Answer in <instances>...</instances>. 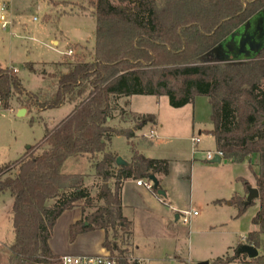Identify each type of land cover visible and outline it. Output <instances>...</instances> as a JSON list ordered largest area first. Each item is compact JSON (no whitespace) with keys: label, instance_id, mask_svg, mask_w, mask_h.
<instances>
[{"label":"trees","instance_id":"trees-1","mask_svg":"<svg viewBox=\"0 0 264 264\" xmlns=\"http://www.w3.org/2000/svg\"><path fill=\"white\" fill-rule=\"evenodd\" d=\"M90 4L96 18L94 57L63 62L66 69L59 72L57 88L49 98L40 100L41 92L27 91L12 68L0 66L4 109H11L14 99L27 109L75 104L67 117L46 127L44 137L19 159L0 167V193L10 192L13 197L14 240L7 264H56L60 256L52 252L49 240L58 218L76 206L82 207L83 217L70 226V241L81 233L103 229V246L117 253L113 256L118 264H133L129 259L133 224L122 211L123 182L167 175L169 161L133 150L131 164L117 166L118 156L107 151L114 135L131 139L135 130L155 122L153 114H131L133 129L108 125L112 100L132 95H165L174 108L206 96L214 125L208 133L224 159L241 163L252 162V156L258 158L259 210L252 219L258 229L249 233L233 256L218 257L212 264L237 260L264 264V48L244 62L204 59L264 11V0H90ZM72 159L91 162L102 179L96 196L85 186L86 174L66 171ZM243 182L248 191L251 184L246 179ZM246 199L234 195L230 200L238 208L237 216L255 203L246 204ZM87 208L95 210L87 214ZM244 244L255 246L259 256L248 260L247 254L238 253Z\"/></svg>","mask_w":264,"mask_h":264},{"label":"crops","instance_id":"crops-1","mask_svg":"<svg viewBox=\"0 0 264 264\" xmlns=\"http://www.w3.org/2000/svg\"><path fill=\"white\" fill-rule=\"evenodd\" d=\"M62 63L61 60L51 64L62 66ZM44 64L49 63L44 62ZM25 66L28 68L27 65ZM12 68L16 69L20 77L19 69ZM42 73L46 75V71ZM43 96L45 97V93L41 92V97L44 98ZM67 105L69 109L64 118L73 111L75 104L67 102L56 107L61 108ZM25 109V115L32 111ZM37 109L41 112L47 110L39 107ZM122 111H125L124 116ZM131 114H153L155 122H148L141 129L135 130V136L131 139L124 135H114L107 143V151L121 156L129 165L134 155L133 150L149 158L166 159L169 161V171L167 175H157L160 188L166 192L164 196L139 186L138 179L129 178L123 182L122 211L133 224L130 256L142 260L143 264H185L190 261L191 242H194L191 234L196 235V241L201 245L208 243L206 237L208 234L223 232L225 225L234 218L232 210L228 209L232 205L230 200L233 196L247 198L248 191L243 179H246L252 187H256L255 175L251 178L246 166H243L246 163L255 162L245 160L236 163L223 158L221 162L215 163L206 159L207 151L217 150L214 136L208 133L214 127L211 118L212 106L208 97L197 96L193 103L174 108L170 105L168 96L165 95L119 96L112 100V117L109 118L108 125L116 129H133L135 120ZM57 123L53 121L51 126L46 124V127L52 128ZM152 130L153 135H151ZM197 138L199 142L196 141ZM25 152L26 150L22 155ZM66 171L86 174L85 186L87 187H89L87 179L99 178L91 162L83 159L68 161ZM6 193H0V195ZM94 210V208H87L86 213ZM185 210L198 212L191 217L188 224L182 223L179 218L180 212ZM9 213L14 234L12 215L10 211ZM82 217V207L76 206L66 210L58 218L49 240L50 248L55 255H106L109 253L103 246L106 237L103 229L81 233L74 242L70 241V226ZM254 226L256 228L254 230H257L258 227ZM244 238L246 237H242L241 240ZM13 240L14 236L7 244L8 248ZM238 244L240 242L237 240L228 245L224 254L232 252ZM208 245L210 247L208 251L212 250V245ZM211 256L210 253H203L195 262L209 261L211 264L214 260ZM247 259L250 258L247 257ZM234 262L240 263L238 260Z\"/></svg>","mask_w":264,"mask_h":264},{"label":"rangeland","instance_id":"rangeland-1","mask_svg":"<svg viewBox=\"0 0 264 264\" xmlns=\"http://www.w3.org/2000/svg\"><path fill=\"white\" fill-rule=\"evenodd\" d=\"M7 1L9 4L6 15L10 24L4 29L0 23V66L18 68L20 78L27 90L45 93V97L40 98L45 100L56 90L59 72L66 69V66L51 63L62 60L67 65L68 62L77 63L93 59L96 41V18L91 15L93 7L90 0ZM228 44L236 46L233 55L242 60L247 55H253L256 52L255 48L264 47V12L260 11L250 23L241 26L228 36L223 46L227 47ZM68 48L74 49L73 55L66 53ZM220 48L222 47L219 45L215 47L204 59L218 61L227 58L225 49ZM25 65L32 66L37 71H31ZM44 71H46L45 76L42 73ZM261 86L264 88V80ZM11 104V109L2 107L0 112V167L19 159L22 153L28 150L29 145L43 138L46 124L51 126L53 121L59 122L69 109L67 105L41 112L37 107L31 108L32 111L25 116H18V108H22L21 104L15 99ZM252 162H255L251 163L252 168L248 163L243 165L246 166L251 178L259 172L256 156H252ZM87 183L92 194L96 196L102 185V179L89 178ZM111 186L113 187V181ZM12 201L10 192L0 195V264H7L6 258L9 254L7 244L14 236L9 217ZM258 208L259 202L255 201L243 214L237 216L238 208L235 205L229 206L228 209L232 210L234 218L225 225L223 232L208 234L206 237L209 242L205 245H201L196 241V235L191 234L194 242H191L190 261L185 264H198L199 262L195 260L203 253L212 254L211 259L215 260L218 256L223 257L221 255L225 253L228 245L237 240L242 243V237H247L249 232L256 229L252 219ZM208 244L212 245L210 251ZM238 246L239 244L224 256H233ZM239 262L230 264H246Z\"/></svg>","mask_w":264,"mask_h":264},{"label":"built area","instance_id":"built-area-1","mask_svg":"<svg viewBox=\"0 0 264 264\" xmlns=\"http://www.w3.org/2000/svg\"><path fill=\"white\" fill-rule=\"evenodd\" d=\"M8 9V1L0 0V23L2 27L5 29L10 24L8 17L6 15ZM68 55H73L74 50L69 49L66 52ZM16 71V70H15ZM2 105L0 103V112L2 111ZM154 134V131H151V135ZM199 142V138L196 139ZM216 156H220L222 159L224 158V153L221 150L215 151H207L206 159L212 161ZM137 184L139 186H144L150 190H153V182L146 178H141L137 180ZM197 211H189L185 210L180 212L179 218L184 224H188L193 215H197ZM246 238L243 239L245 241ZM129 259L133 264H143V261L140 259H134L132 256H129ZM56 264H118V259L116 256L111 255L110 253L106 255H73V254H65L60 256L58 262Z\"/></svg>","mask_w":264,"mask_h":264},{"label":"water","instance_id":"water-1","mask_svg":"<svg viewBox=\"0 0 264 264\" xmlns=\"http://www.w3.org/2000/svg\"><path fill=\"white\" fill-rule=\"evenodd\" d=\"M254 17H255V15L251 19H253ZM251 19H249L243 25H246V24L250 23ZM225 39L218 45H219V47H222L220 49H223V50L225 49L224 51L226 53L225 55H226L227 58L224 57L221 60H218L219 62L227 63V62H244V61H248V60H251V59L255 58L258 55V53L264 48V47L255 48L256 52L253 55H247L242 60L238 56L234 57V55H233V50L236 48V46H230V44H228L227 47L223 46V42L225 41ZM25 113H26V109L22 108L18 112V116H24ZM108 120H109V118H108ZM29 147H30V145L28 146V148ZM221 161H222V158L220 156H216L211 162H215L216 163V162H221ZM116 163H117L118 166H128L129 165L128 162L126 160H124L121 156L117 157ZM149 180H151L153 182V187H154L155 190H157V193L159 195H163V196L166 195V192L160 188V181H159L157 175H154V174L150 175L149 176ZM258 198H259V190L256 187H250L249 190H248V196H247V199H246V204H250L252 201L258 200ZM237 252L240 253V254H247L250 259H253V258H256V257L259 256V250L255 246L249 245V244L242 245L238 249ZM209 263H210L209 261H204V262H199L198 264H209Z\"/></svg>","mask_w":264,"mask_h":264}]
</instances>
